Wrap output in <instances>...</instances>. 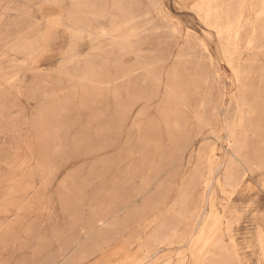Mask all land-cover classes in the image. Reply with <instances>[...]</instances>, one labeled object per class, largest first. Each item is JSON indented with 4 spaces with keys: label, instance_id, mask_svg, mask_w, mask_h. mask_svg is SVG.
<instances>
[{
    "label": "rangeland",
    "instance_id": "374dc122",
    "mask_svg": "<svg viewBox=\"0 0 264 264\" xmlns=\"http://www.w3.org/2000/svg\"><path fill=\"white\" fill-rule=\"evenodd\" d=\"M196 263L264 264V0H0V264Z\"/></svg>",
    "mask_w": 264,
    "mask_h": 264
},
{
    "label": "bare ground",
    "instance_id": "6f19581e",
    "mask_svg": "<svg viewBox=\"0 0 264 264\" xmlns=\"http://www.w3.org/2000/svg\"><path fill=\"white\" fill-rule=\"evenodd\" d=\"M207 1L209 2V0H207ZM223 2H224V1H223ZM204 3H205V2H204ZM207 4H208V3H207ZM202 5H203V4H202ZM205 5H206V4H205ZM205 5H204V6H205ZM208 6H209V5H208ZM211 6H212V5H211ZM210 8H211V7H210ZM241 14H242V13H241ZM207 16H208V15H207ZM218 16H219V15H218ZM242 16H243V15H242ZM240 19H241V18H240ZM240 19H239V20H240ZM239 22H240V21H239ZM239 22H238V23H239ZM238 26H239V25H238ZM227 28H228V27H227ZM218 29H219V28H218ZM218 31H219V30H218ZM235 31H236V30H235ZM229 34H230V33H229ZM227 35H228V34H227ZM237 35H239V34H237ZM254 35H255V34H254ZM220 36H221V35H220ZM253 37H254V36H253ZM237 38H238V36H237ZM237 40H238V39H237ZM230 47H231V46H230ZM229 57H230V55H229ZM232 59H233V58H232ZM229 61H230V60H229ZM229 63H230V62H229ZM230 64H231V63H230ZM232 65H233V64H232ZM233 69H234V68H233ZM243 105H244V104H243ZM224 114H225V113H224ZM236 126H237V125H236ZM242 126H243V125H242ZM228 134H229V133H228ZM228 134H227V136H228ZM234 135H235V134H234ZM231 136H232V135H231ZM214 160H215V159H214ZM210 162H211V161H210ZM208 163H209V162H208ZM215 163H216V162H215ZM219 168H220V167H219ZM219 170H220V169H219ZM210 171H211V169H210ZM210 171H209V172H210ZM210 173H211V172H210ZM210 173H208V174H210ZM215 173H216V172H215ZM208 176H209V175H208ZM209 177H210V176H209ZM218 183H219V182H218ZM220 185H221V184H220ZM206 186H207V185H206ZM206 186H205V187H206ZM212 186H213V184H212ZM210 187H211V186H210ZM208 191H209V190H208ZM204 194H205V193H204ZM227 196H229V195H227ZM232 196H233V195H232ZM212 197H213V196H212ZM212 199H213V198H212ZM214 200H216V199H214ZM213 202H215V201H213ZM229 202H230V201H229ZM206 208H207V207H206ZM204 212H205V211H204ZM217 218H219V217H217ZM215 220H216V219H215ZM218 220H219V219H218ZM199 222H200V221H199ZM218 222H219V221H218ZM219 224H220V223H219ZM213 227H214V225H213ZM213 227H212V228H213ZM210 228H211V225H210ZM212 228H211V229H212ZM215 228H216V227H215ZM207 229H208V228H207ZM169 230H170V229H169ZM219 230H221V229H219ZM211 231H212V230H211ZM172 232H173V230H172ZM202 232H204V231H202ZM207 232H208V231H207ZM206 234H207V233H206ZM204 236H205V235L203 234V236H202V239L204 240L203 243H207L209 240H211V235H210V239H209V235H208V236L206 235V236H207V239H206ZM217 236H218V235H217ZM196 237H197V236H196ZM212 240H213V239H212ZM212 242H213V241H212ZM188 243H189V242H188ZM209 243H210V242H209ZM209 243H208V244H209ZM199 244H200V243H199ZM178 246H179V245H178ZM197 247H198V246H197ZM204 248H206V247H205V244H204ZM179 249H180V248H179ZM198 250H199V249H198ZM192 251H193V250H192ZM206 251H209V250H206ZM195 252H196V250H195ZM196 253H197V252H196ZM192 255H193V254H192ZM197 255H198V254H197ZM197 255H196V256H197ZM202 255H204V254H202ZM200 256H201V253H200ZM200 256H198V257H200ZM170 257H171V256H170ZM170 257H169V258H170ZM192 257H193V256H192ZM194 257H195V256H194ZM201 258H202V257H201ZM195 259H196V258H195ZM203 259H204V258H203ZM203 259H202V261H204ZM198 260H199V258H198ZM198 260H197V262H198ZM196 264H197V263H196ZM202 264H203V263H202Z\"/></svg>",
    "mask_w": 264,
    "mask_h": 264
}]
</instances>
